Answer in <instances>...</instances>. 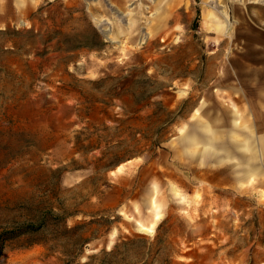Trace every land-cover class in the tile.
Instances as JSON below:
<instances>
[{"label": "rangeland", "instance_id": "rangeland-1", "mask_svg": "<svg viewBox=\"0 0 264 264\" xmlns=\"http://www.w3.org/2000/svg\"><path fill=\"white\" fill-rule=\"evenodd\" d=\"M247 2L0 0V264H264Z\"/></svg>", "mask_w": 264, "mask_h": 264}, {"label": "crops", "instance_id": "crops-1", "mask_svg": "<svg viewBox=\"0 0 264 264\" xmlns=\"http://www.w3.org/2000/svg\"><path fill=\"white\" fill-rule=\"evenodd\" d=\"M256 0H248V7H249V9L250 10H253V11H256L257 13L255 14V20H256V24H252V25H255V26H252V25H250V27H249V29H253V27H256V29H257V32L259 33V34H257V39H251V41L253 42V43H258L259 45H258V51H264V2H261V0H257L256 2H255ZM259 1V2H258ZM222 5V4H221ZM225 5V4H224ZM254 13V12H253ZM228 14V13H227ZM243 15H242V13H241V11L238 13V15H237V18L240 20V22H244V20H243ZM256 29H253V30H256ZM238 33V32H237ZM253 33H255L254 31H253ZM252 32H250V34H253ZM252 57H253V55H251ZM250 56V57H251ZM249 57V56H248ZM258 67H260V66H258ZM238 68V67H237ZM254 73V72H253ZM245 74L246 75H248V78H249V75L251 76L252 74L250 73V72H248V73H246L245 72ZM258 76L259 77H261V76H264V73H259L258 74ZM250 79V78H249ZM249 79H247V83L246 84H257V86H264V82H261V83H259L260 82V80H262V79H259V82H255L254 81V83H249ZM245 85V84H244ZM260 92V94L258 95L259 96V104L257 105V108H258V127H257V130H259V131H262V132H264V91H262V93H261V91H259ZM252 95V94H251ZM248 101H250V99L248 100ZM248 106H250V105H248ZM254 109V108H253ZM256 111V110H255ZM252 112H253V110H252ZM228 122H229V126H230V130L228 131L229 133H228V140H229V143H230V145H232V146H234V144H235V146H234V148H236V150H233L230 146H227L226 148L224 147V148H222V149H217V144H215V143H213V145L215 144L216 145V147H214V152L215 153H220L219 151H222L220 154L221 155H224L225 156V158H227V157H232L234 154H237V156H240L241 158H243L242 160V162H241V159L239 160L241 163H239V161H237V166H239V168L238 169H236L237 171L238 170H241V169H243L244 168V170H250V168L253 170V171H258V169H260L261 167L259 166V167H254V162H252V166H251V159H250V155H252V154H254V155H258L259 156V148H255V146H254V144H251L250 143V135H251V137L252 138H255V139H257L256 138V136H253L252 134H253V131L251 132V130L247 127V126H244L243 125V127H242V131L244 132H247V134H248V136L247 137H245V135H243L242 136V141L241 142H235L234 141V139H233V135H234V132H236V131H234V129H237L236 127H237V122L236 121H233V120H231V118L230 119H228ZM259 128V129H258ZM204 129V128H203ZM208 128H206L205 127V129H204V131H209V129L207 130ZM261 137H264V135H262ZM210 138H212L213 139V142H215V140H216V137H214V136H209V139ZM231 138V139H230ZM207 139V138H206ZM233 141H234V143H233ZM257 141V140H256ZM207 144V143H206ZM205 144V145H206ZM204 146V145H203ZM229 149H232V151H230V153H228V151H229ZM224 150V151H223ZM223 152L225 153V152H227V154L229 155V156H226V154H223ZM233 158V157H232ZM247 164V165H246ZM254 167V168H253ZM236 170H235V172H236ZM234 172V171H233Z\"/></svg>", "mask_w": 264, "mask_h": 264}, {"label": "trees", "instance_id": "trees-1", "mask_svg": "<svg viewBox=\"0 0 264 264\" xmlns=\"http://www.w3.org/2000/svg\"><path fill=\"white\" fill-rule=\"evenodd\" d=\"M133 243V239L129 238L127 240L115 243L113 248L108 251V252H103L102 253V258L99 261V264H111L112 262L108 261V260H112V259H116L118 257V255L122 252H120V248L123 251H127L128 248L131 246V244ZM122 261V259H120ZM83 264H89L87 262L83 263Z\"/></svg>", "mask_w": 264, "mask_h": 264}, {"label": "bare ground", "instance_id": "bare-ground-1", "mask_svg": "<svg viewBox=\"0 0 264 264\" xmlns=\"http://www.w3.org/2000/svg\"><path fill=\"white\" fill-rule=\"evenodd\" d=\"M108 5H109V4H108ZM110 7H112V5H110ZM217 7H221V5H217ZM219 12H220V11H219ZM121 13H122V12H121ZM124 15H125V14H124ZM209 15H211V14H209ZM221 15L223 16V19H222V20H223V25H224L223 28L225 29V28L227 27V25L225 26V24H226V21H227V18H228V14H227L226 10H222V14H221ZM125 16H126V15H125ZM125 16H124V17H125ZM102 19H103V18H102ZM120 21H121V20H120ZM97 22H98V21H97ZM99 22H100V21H99ZM99 22H98V23H99ZM126 23H127V22H126ZM126 23H125V25H126ZM104 24H105V23H104ZM104 28H105V27H104ZM101 29H103V28H101ZM101 29H100V30H101ZM104 30H105V32L107 31V29H104ZM104 30H103V31H104ZM108 33H109V32H108Z\"/></svg>", "mask_w": 264, "mask_h": 264}]
</instances>
